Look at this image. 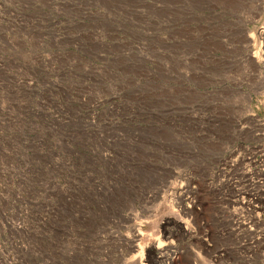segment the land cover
<instances>
[{
  "label": "rangeland",
  "instance_id": "374dc122",
  "mask_svg": "<svg viewBox=\"0 0 264 264\" xmlns=\"http://www.w3.org/2000/svg\"><path fill=\"white\" fill-rule=\"evenodd\" d=\"M0 264H264V0H0Z\"/></svg>",
  "mask_w": 264,
  "mask_h": 264
},
{
  "label": "bare ground",
  "instance_id": "6f19581e",
  "mask_svg": "<svg viewBox=\"0 0 264 264\" xmlns=\"http://www.w3.org/2000/svg\"><path fill=\"white\" fill-rule=\"evenodd\" d=\"M253 64H255V62H253Z\"/></svg>",
  "mask_w": 264,
  "mask_h": 264
}]
</instances>
